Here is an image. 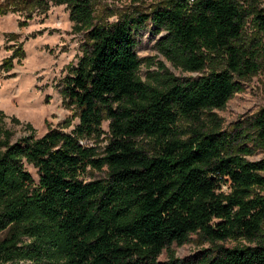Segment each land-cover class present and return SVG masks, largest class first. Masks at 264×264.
<instances>
[{
	"label": "trees",
	"instance_id": "16d2710c",
	"mask_svg": "<svg viewBox=\"0 0 264 264\" xmlns=\"http://www.w3.org/2000/svg\"><path fill=\"white\" fill-rule=\"evenodd\" d=\"M259 1L154 0L109 22L96 0H0V15L65 5L83 36L61 80L70 132L27 124L12 140L0 111V264H264V107L232 131L213 112L264 70ZM147 26L174 68L200 75L161 65L141 80ZM192 235L209 247L176 257Z\"/></svg>",
	"mask_w": 264,
	"mask_h": 264
},
{
	"label": "rangeland",
	"instance_id": "374dc122",
	"mask_svg": "<svg viewBox=\"0 0 264 264\" xmlns=\"http://www.w3.org/2000/svg\"><path fill=\"white\" fill-rule=\"evenodd\" d=\"M152 2L154 0H96L95 9L101 20L112 22L129 8L145 7ZM259 8L264 9V0L259 1ZM72 26L66 6L51 2L45 12L33 10L31 13L8 12L0 15V111L5 116L6 128L13 133L12 140L29 134L27 124L33 128L36 137L54 128L68 133L78 124L73 109L63 103L60 94L62 78L82 55L83 36L74 32ZM162 35L163 32L156 34L150 26L135 34L136 52L142 61L138 72L141 80L149 82L157 72H162L161 65L179 79L199 76L198 73L174 68L158 52L156 43ZM245 35L258 36L248 25ZM259 37L264 44V35ZM263 107L264 70H261L242 82L240 91L229 99L223 109L213 112L222 124V130L232 131ZM102 129L107 133V122L102 123ZM104 144L99 143L100 150ZM253 152L246 159L254 161L263 155L259 150ZM26 169L34 180L38 179L32 166L27 165ZM103 177L104 172H92L87 179ZM222 191L228 192V184L222 185ZM224 244L230 247L235 242L228 240ZM208 247V243L192 235L188 243L172 245L171 249L176 257L184 258ZM165 259L166 254L163 253L160 260Z\"/></svg>",
	"mask_w": 264,
	"mask_h": 264
}]
</instances>
